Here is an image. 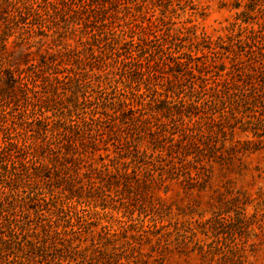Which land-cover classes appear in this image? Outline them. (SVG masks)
I'll use <instances>...</instances> for the list:
<instances>
[{"label":"trees","instance_id":"1","mask_svg":"<svg viewBox=\"0 0 264 264\" xmlns=\"http://www.w3.org/2000/svg\"><path fill=\"white\" fill-rule=\"evenodd\" d=\"M220 8L213 37L193 0H0V264H245L264 189L212 181L264 150V0Z\"/></svg>","mask_w":264,"mask_h":264},{"label":"rangeland","instance_id":"2","mask_svg":"<svg viewBox=\"0 0 264 264\" xmlns=\"http://www.w3.org/2000/svg\"><path fill=\"white\" fill-rule=\"evenodd\" d=\"M221 0H193L198 15L193 18L195 24L199 28V32H204L210 36L217 37L226 33V28L229 23L233 20L234 11L220 8ZM200 14V15H199ZM240 167L237 165L231 168H216L215 178L212 181L214 189H220L223 186H230L236 190L247 191L255 194L259 189H264V150L254 154L246 159V169L240 172ZM2 188H0L1 190ZM195 196H188L179 191L175 194L172 201L175 202L176 207L184 208L186 211L194 209L196 204ZM188 206L189 209H185ZM254 205L248 206L245 210V214L255 213ZM205 206L197 208L198 211L205 210ZM210 215L207 214L206 218ZM260 217V216H259ZM196 218V217H195ZM173 219V222H178V219ZM180 219V218H179ZM186 221H191V216L185 217ZM112 221V220H111ZM113 226L116 228L117 224L112 221ZM229 232V231H228ZM257 237H256V236ZM243 235L242 238L233 237L230 234L223 235L224 243L228 245L240 248L239 252H244L246 255L245 264H264V235L260 232L256 234ZM235 243V244H234ZM255 252L250 255V252ZM165 264H219L215 260L203 261L197 254L196 251L189 250L181 254V256L175 255L170 256L167 263ZM238 264V261H236Z\"/></svg>","mask_w":264,"mask_h":264}]
</instances>
